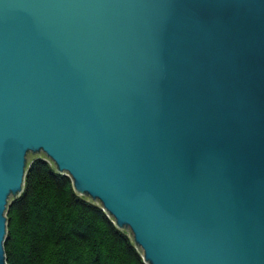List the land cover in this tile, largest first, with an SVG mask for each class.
I'll return each mask as SVG.
<instances>
[{
	"label": "water",
	"instance_id": "obj_1",
	"mask_svg": "<svg viewBox=\"0 0 264 264\" xmlns=\"http://www.w3.org/2000/svg\"><path fill=\"white\" fill-rule=\"evenodd\" d=\"M38 154L147 264H264V0H0V264Z\"/></svg>",
	"mask_w": 264,
	"mask_h": 264
},
{
	"label": "trees",
	"instance_id": "obj_2",
	"mask_svg": "<svg viewBox=\"0 0 264 264\" xmlns=\"http://www.w3.org/2000/svg\"><path fill=\"white\" fill-rule=\"evenodd\" d=\"M4 248L7 264H147L129 231L44 154L32 156L10 201Z\"/></svg>",
	"mask_w": 264,
	"mask_h": 264
},
{
	"label": "clouds",
	"instance_id": "obj_3",
	"mask_svg": "<svg viewBox=\"0 0 264 264\" xmlns=\"http://www.w3.org/2000/svg\"><path fill=\"white\" fill-rule=\"evenodd\" d=\"M48 249H49L48 252L45 253L46 256L49 255L51 251H53V250L56 249V245H55L54 243H52V244H50V245L48 246Z\"/></svg>",
	"mask_w": 264,
	"mask_h": 264
}]
</instances>
